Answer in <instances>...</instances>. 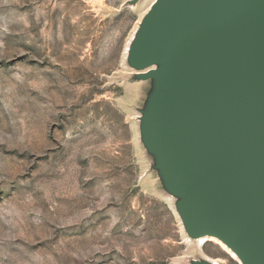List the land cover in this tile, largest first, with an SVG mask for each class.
<instances>
[{"label": "rangeland", "instance_id": "1", "mask_svg": "<svg viewBox=\"0 0 264 264\" xmlns=\"http://www.w3.org/2000/svg\"><path fill=\"white\" fill-rule=\"evenodd\" d=\"M130 1L0 0V264H239L187 239L140 144Z\"/></svg>", "mask_w": 264, "mask_h": 264}, {"label": "water", "instance_id": "2", "mask_svg": "<svg viewBox=\"0 0 264 264\" xmlns=\"http://www.w3.org/2000/svg\"><path fill=\"white\" fill-rule=\"evenodd\" d=\"M127 64L148 84L140 144L187 239L264 264V0H155Z\"/></svg>", "mask_w": 264, "mask_h": 264}, {"label": "bare ground", "instance_id": "3", "mask_svg": "<svg viewBox=\"0 0 264 264\" xmlns=\"http://www.w3.org/2000/svg\"><path fill=\"white\" fill-rule=\"evenodd\" d=\"M155 1V0H154ZM153 1V2H154ZM212 242L214 243L215 245L219 246L225 253H228L234 260H236L239 264H241L239 262V260L237 259V257L225 246L223 245L222 243H220L219 241H217L216 239L214 238H204V239H201L200 242L201 244L205 243V242Z\"/></svg>", "mask_w": 264, "mask_h": 264}]
</instances>
